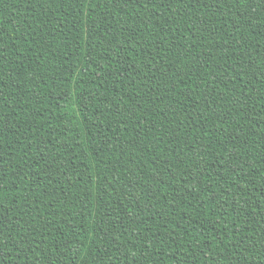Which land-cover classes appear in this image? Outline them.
Returning a JSON list of instances; mask_svg holds the SVG:
<instances>
[{
  "label": "trees",
  "instance_id": "trees-1",
  "mask_svg": "<svg viewBox=\"0 0 264 264\" xmlns=\"http://www.w3.org/2000/svg\"><path fill=\"white\" fill-rule=\"evenodd\" d=\"M0 264H264V0H0Z\"/></svg>",
  "mask_w": 264,
  "mask_h": 264
}]
</instances>
